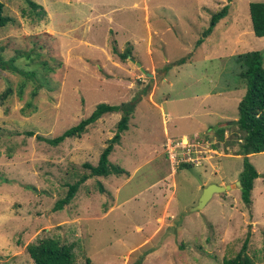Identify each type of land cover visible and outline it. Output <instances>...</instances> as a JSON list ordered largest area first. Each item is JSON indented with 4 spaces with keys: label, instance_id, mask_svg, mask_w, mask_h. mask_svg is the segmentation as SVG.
Instances as JSON below:
<instances>
[{
    "label": "rangeland",
    "instance_id": "1",
    "mask_svg": "<svg viewBox=\"0 0 264 264\" xmlns=\"http://www.w3.org/2000/svg\"><path fill=\"white\" fill-rule=\"evenodd\" d=\"M0 1L12 19L0 29V264H33L26 246L43 238L71 246L76 264H222L246 237L264 264V153L249 156L259 174L250 205L234 186L191 211L204 187L239 181L240 132L220 140L215 130L238 117V56L260 51L264 65L249 17L264 0H32L42 18L25 0ZM100 103L132 106L109 156L126 173L89 178L54 211L89 174L83 164L97 165L121 114L58 146L36 136L60 135ZM186 155L191 169L180 168Z\"/></svg>",
    "mask_w": 264,
    "mask_h": 264
},
{
    "label": "trees",
    "instance_id": "2",
    "mask_svg": "<svg viewBox=\"0 0 264 264\" xmlns=\"http://www.w3.org/2000/svg\"><path fill=\"white\" fill-rule=\"evenodd\" d=\"M232 2V0H228ZM29 7L36 11L39 17L46 15L45 10L32 0H25ZM228 6L225 5L220 11L213 14L210 18L209 27L203 33L202 38L207 36L216 26L217 22L227 15ZM249 17L252 32L257 38H264V3H250ZM12 21L8 16L4 15V4L0 1V29L5 27L7 23ZM202 38L197 41L196 45H200ZM113 52L121 59L126 60L131 52L125 49L122 53L113 48ZM238 60L242 63L244 69L239 78L244 81L245 93L237 106V124L226 128L215 130L220 140H223L225 129H237L240 132L241 143L238 149V155L242 157V171L239 175L241 184L240 196L246 205L251 204V191L253 182L259 177L255 167L250 162V155L264 153V65L263 56L260 51H251L238 56ZM185 59H181L179 64H183ZM0 65L2 63L0 62ZM168 70V68H166ZM33 93L32 96H35ZM120 113L121 117L116 124V132L109 140L106 147L99 155L97 165L85 163L83 167L89 170V174H83L76 182L68 185L65 195L58 199L53 207L54 211H61L75 197L78 188L91 177H108L110 175L121 176L126 171L118 165L109 161L114 146L119 145L121 135L128 130V123L132 114V106L129 103H121L118 105L100 103L86 118L81 119L74 126L66 129L60 135L46 139L36 136L38 140L45 141L52 146H58L65 140L71 138H80L87 128L95 124L104 115ZM25 134L29 137L34 136L32 131ZM216 147V146H215ZM192 163H181V169H191ZM249 237H246L242 243L240 250L231 258H224L222 264H255L248 253ZM26 251L33 264H76L75 257L71 246L62 244L55 238H43L26 246ZM85 264H92L89 258L85 259ZM138 260L135 264H140Z\"/></svg>",
    "mask_w": 264,
    "mask_h": 264
},
{
    "label": "water",
    "instance_id": "3",
    "mask_svg": "<svg viewBox=\"0 0 264 264\" xmlns=\"http://www.w3.org/2000/svg\"><path fill=\"white\" fill-rule=\"evenodd\" d=\"M133 62L134 60L131 59ZM136 66L140 69L142 73H145L148 76H151L150 74L146 73L145 70L141 67L140 63L136 62ZM237 124L236 120L228 121L225 123L226 127L234 126ZM216 129V128H214ZM237 187L239 190H241V184L239 181L235 182L231 185H217V184H209L208 186L203 188V191L198 199L197 205L191 208V211H200L203 209V207L206 205V203L211 199L213 195H218L221 193H224L228 190H230L232 187Z\"/></svg>",
    "mask_w": 264,
    "mask_h": 264
},
{
    "label": "built area",
    "instance_id": "4",
    "mask_svg": "<svg viewBox=\"0 0 264 264\" xmlns=\"http://www.w3.org/2000/svg\"><path fill=\"white\" fill-rule=\"evenodd\" d=\"M174 143V142H173ZM172 147H174L173 145H171V144H168V148H172ZM167 153V152H166ZM167 155H168V153H167ZM191 157V155H186V156H184V158L182 159V160H184V161H187L186 163H192V159L190 158ZM189 159V160H188Z\"/></svg>",
    "mask_w": 264,
    "mask_h": 264
},
{
    "label": "crops",
    "instance_id": "5",
    "mask_svg": "<svg viewBox=\"0 0 264 264\" xmlns=\"http://www.w3.org/2000/svg\"><path fill=\"white\" fill-rule=\"evenodd\" d=\"M145 10H147V8H146V6H145ZM176 175V170L174 169V176ZM203 184V182H202V180H200V185H202ZM200 197V194L198 195V197H197V200H196V203L198 202V198Z\"/></svg>",
    "mask_w": 264,
    "mask_h": 264
}]
</instances>
